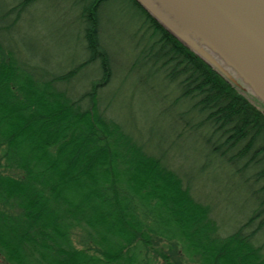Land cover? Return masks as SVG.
Listing matches in <instances>:
<instances>
[{
  "label": "trees",
  "instance_id": "16d2710c",
  "mask_svg": "<svg viewBox=\"0 0 264 264\" xmlns=\"http://www.w3.org/2000/svg\"><path fill=\"white\" fill-rule=\"evenodd\" d=\"M37 1L0 12V263L264 264V242L254 243L264 230V105L124 0L135 21L130 69L175 87L179 139L194 133L233 175L248 173L255 208L221 237L211 207L163 155L99 109L114 76L100 37L111 0H81L88 55L41 75L9 42ZM95 64V79L75 93L69 84Z\"/></svg>",
  "mask_w": 264,
  "mask_h": 264
},
{
  "label": "rangeland",
  "instance_id": "374dc122",
  "mask_svg": "<svg viewBox=\"0 0 264 264\" xmlns=\"http://www.w3.org/2000/svg\"><path fill=\"white\" fill-rule=\"evenodd\" d=\"M16 1L0 0V12ZM83 5L81 0H38L24 14L20 26L10 33L9 42L15 43L20 52L28 50L29 64L40 75L44 70L59 73L70 69L88 55L79 19ZM133 14L124 0H111L102 9L100 37L112 60L114 76L100 92L99 109L143 144L148 153L162 154L164 162L190 187L192 196L211 207L219 236H226L255 208L249 188L243 181L248 173L233 175L230 168L202 148L205 146L194 133H184L179 139L183 125L177 118L183 106H172L177 95L175 87L159 79L153 81L141 73L136 74L147 72L145 70L130 69L135 62L130 38L135 27L131 18ZM182 36L238 85H244H240L244 90L245 86L248 89L236 71L223 65L219 56L201 44L199 39L191 35ZM80 72L86 73L69 84L75 93L83 91L89 81L95 79L93 72H98L97 64ZM59 87L63 90L67 86ZM263 242L264 230L254 243Z\"/></svg>",
  "mask_w": 264,
  "mask_h": 264
},
{
  "label": "water",
  "instance_id": "95a60500",
  "mask_svg": "<svg viewBox=\"0 0 264 264\" xmlns=\"http://www.w3.org/2000/svg\"><path fill=\"white\" fill-rule=\"evenodd\" d=\"M135 1L174 37L244 90V85H238L182 35L199 39L225 66L236 71L249 89L245 86V91L264 105V0H163L192 28L189 33L182 30L173 14L165 18L149 0Z\"/></svg>",
  "mask_w": 264,
  "mask_h": 264
},
{
  "label": "bare ground",
  "instance_id": "6f19581e",
  "mask_svg": "<svg viewBox=\"0 0 264 264\" xmlns=\"http://www.w3.org/2000/svg\"><path fill=\"white\" fill-rule=\"evenodd\" d=\"M150 2L153 3V5H156L159 10L163 13V15L166 17L168 16H171L170 14H173L174 17L172 16V18L176 21V22H179L180 24H182L183 26V31L186 32V33H189V32H192V28L189 27V25L183 21V19L181 17H179L176 12L169 6L167 5L163 0H149ZM206 41L203 40L202 43L206 44L205 43ZM224 63V62H222ZM224 65V64H223Z\"/></svg>",
  "mask_w": 264,
  "mask_h": 264
}]
</instances>
